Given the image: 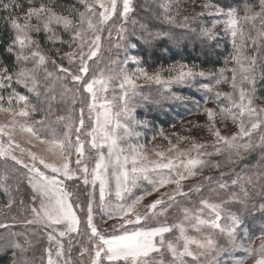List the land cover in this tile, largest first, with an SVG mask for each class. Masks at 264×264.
<instances>
[{
    "label": "snow or ice",
    "instance_id": "snow-or-ice-1",
    "mask_svg": "<svg viewBox=\"0 0 264 264\" xmlns=\"http://www.w3.org/2000/svg\"><path fill=\"white\" fill-rule=\"evenodd\" d=\"M258 3V10L245 4L242 16L235 7L225 8L210 3L202 5L209 10V16L220 18L212 21L211 28L201 27V35L206 41H215L218 34L213 29L222 25L224 33L231 37L232 46L225 65L230 60L233 67L225 66L215 73H206L197 70L195 64L189 66L181 62L150 74L141 66L143 57L130 54V50L138 46L133 40L136 34L135 31L127 32L124 27L135 11L134 0H75L59 10L55 0H40L39 3L37 0H25L26 7L20 0H0V12L5 13L2 18L12 32L5 51L13 57L11 67L0 62V113L8 116L7 122L0 124V158L11 159L27 170V182L33 193L30 211L34 219L26 223H38L50 229L47 231L49 247L44 249L42 264H76L71 255L75 243L73 234L77 237L82 235V220L75 209L82 208V205L73 200L74 194L64 185L65 180L81 179L69 166L73 152L78 171L83 173V184H91L95 189L98 183L99 208L107 219L117 220L119 227L116 231L117 226L114 225L111 235L101 232L94 221V192L89 193L85 228L88 246L80 247L81 260L88 255V264H104L105 261L108 264H247L248 261L264 264V227L258 234L251 233L243 215L224 209V204L237 203L247 210L250 198L248 187L255 186L253 176L237 169L248 163L246 154L250 155L257 149L264 154V106L255 103L258 82H264V0H258ZM159 7L163 21L176 24L172 15V0L161 2ZM175 7L178 10L179 6ZM116 16L121 21L116 28L117 40L122 43L118 42L114 47L118 52L123 51L124 58L111 62L119 69L118 72L112 67L94 72L91 65L100 54L103 32ZM197 16H204V12ZM188 19L184 17V22L178 26L188 28ZM140 29L149 37H140L146 49L153 47L154 40L167 35L160 31L151 33L143 23ZM107 30L111 38L112 29ZM41 33L51 46L47 52L37 38ZM65 47L67 51H64ZM130 63L136 65L132 71L126 68ZM165 71L167 77L163 75ZM229 72L230 78L227 75ZM209 75L214 78V83H201L198 79ZM117 80L119 95L108 99L106 93ZM139 80L163 86L167 95H162V99L173 102L183 103L191 99L174 91L173 85L199 86L198 90L211 94L204 96L202 109L207 118L205 127L212 138L210 143H199L193 139L188 149L181 150L177 144L190 138L178 137L177 144H173L161 129L160 135L168 140L169 147L166 151H155L156 159H149L144 154L143 144L125 146L123 141L140 137L138 127H149V121L138 120L135 114L136 98L141 96L137 91ZM222 84H227L233 91H220ZM83 93L88 94L90 114L95 113L92 127L86 133L90 138L87 143L98 153L91 171L83 160L86 154L85 141L81 139L82 129L85 128L84 108H80L79 126L70 118L57 116L56 123L63 122L65 125L62 134L57 132L50 120L60 101L67 103L70 98L74 106ZM141 98L146 103L153 102L149 96ZM117 99L122 107L121 111L114 112L112 105ZM210 100L215 108L207 107ZM196 103L199 108V102ZM37 115L41 118L34 119ZM228 121L236 131L224 135L217 125L223 123L226 126ZM18 135L23 137L26 145L34 147L38 143L44 146L48 155L38 154L31 147L22 145L17 140ZM209 147L212 151L207 150ZM105 148L107 154L103 151ZM17 151L20 156H17ZM24 156L29 163L21 158ZM214 156L223 159L213 160ZM222 165H231V168L228 172L220 171ZM205 168L219 171L221 179L235 174L231 185L239 187L243 198L233 192L223 203L200 199L195 210L183 208L186 225L158 223L146 226L141 223L148 219L147 212L142 215L138 210L145 197L157 194L158 198L146 206L155 217L157 213L154 210L163 204L165 196L175 201L177 195L190 199L193 193H201L202 183L188 186V191H185L183 182L202 175ZM216 179L215 176L204 177L209 184ZM255 179L257 182L264 180V173H257ZM7 180V173L0 176V187L10 195ZM113 180L114 195L121 201L115 206L106 205L105 200L106 195L112 194ZM141 181L146 182L144 191L139 195L132 194V188L140 186ZM167 186H173L172 195L167 191L161 192ZM228 187L227 183H219L220 189ZM125 194L134 195L130 203ZM257 195L262 196L261 202L258 208L256 204L252 208L264 214V189ZM13 203L10 198L6 206L11 208ZM9 227L0 223V228ZM189 228L203 235L204 239L190 236ZM174 230L179 232L176 240H167L166 234ZM210 233H219L225 245H221ZM193 247L198 251H193ZM9 249L13 256L11 264H29L27 259L21 261L28 251L24 244L12 240L5 250ZM237 252H243V255L236 256ZM165 254L170 259H166Z\"/></svg>",
    "mask_w": 264,
    "mask_h": 264
},
{
    "label": "rangeland",
    "instance_id": "rangeland-1",
    "mask_svg": "<svg viewBox=\"0 0 264 264\" xmlns=\"http://www.w3.org/2000/svg\"><path fill=\"white\" fill-rule=\"evenodd\" d=\"M161 2H167V0H134L135 3V11L131 14L130 19L125 23L124 27L127 32L132 33L135 31V36L133 37V40L135 43H139L144 46L142 40L140 39L141 36L145 37V33H142L140 29V24L145 22H150L147 20V18L144 16H138V12L140 10L145 11L148 13L151 17H153V22L156 23L155 26H158V29H156L155 32L160 31L163 32L164 28L163 26L167 27L165 33L167 35L165 36H173L179 39L180 43H183V39H180L178 34H180L182 31H187L190 34H195L197 36L202 37L200 29L203 26H207L211 28L212 21L214 19H219L220 17L216 16H209L208 9H204L202 7L205 3H210L214 5H219L217 2H214L212 0H172V3L174 5L172 15L175 16L176 24H168L165 23L161 17L162 9L159 7V4ZM175 5H178V10L175 7ZM250 5V4H248ZM254 10L259 9V3L253 5ZM243 8L241 7L240 15L242 16ZM81 10H83L81 8ZM144 12V13H145ZM204 12V16L198 17L197 14ZM188 17V28L180 27L178 25L182 24L184 22V17ZM193 17H197L196 19H193ZM140 19H143L145 22L141 21ZM135 21V23H133ZM35 23V21H34ZM121 21L118 16L114 17L113 21L108 24L105 28V31L103 32V41H102V48L100 51L99 56L96 58V61L92 63L91 67L94 72H97L101 69L107 70L109 67H112L114 71L118 72V68H116L115 65H112V61L120 60L122 61L124 58L123 51H117V49L114 47V45L120 41L117 40V33L116 28L120 25ZM259 26V25H257ZM108 28L112 29V36L109 38L108 36ZM193 29L195 31H193ZM215 33H217L218 38L226 37L229 39L231 44V37L229 35H226L223 31L222 25H217L215 29H213ZM150 32V30H149ZM154 31L151 33H155ZM255 34V33H253ZM66 35V34H65ZM148 36V34H147ZM165 36L160 37L159 39L162 41ZM68 38V37H67ZM149 38V37H148ZM147 39V38H146ZM159 39H156L153 41L157 42ZM136 40H139L137 42ZM122 43V42H120ZM42 49L47 52L45 45L42 46ZM136 49H131L130 54L131 55H137L135 54ZM182 61H177L176 63L172 64H165L158 66V67H151L147 64H145V61L143 59V64L141 65L148 71L150 74L160 70L161 68L167 69L172 65H175L177 63H181ZM184 63V62H182ZM188 64V63H186ZM191 66V64H188ZM227 66L228 68L233 67L232 62L229 60L227 65H223L220 68H223ZM136 65L134 64H128L126 66L128 71L134 70ZM217 70L211 71V70H205L201 68H197V70H203L206 73H215ZM165 77L168 76V73L165 71L163 73ZM229 78L231 77V73H227ZM90 78V77H89ZM201 83H214V78L209 75L205 78H198ZM137 83L140 85V87L137 89V91L141 94V96H138L136 98L135 108H136V118L138 120H147L149 121V127L143 128L138 127L137 131L141 133L139 138L132 137L129 141H123L122 143L127 146L128 144H143L144 148L142 151L144 154L149 157V159H156L155 157V151L157 150H164L166 151L169 147L168 140L164 139L160 135V130H163V133L165 136H167L169 139H171L173 144H177L178 137H189V140L180 141L177 146L181 150H186L190 147L191 140H195L199 143H210L211 137L208 133L207 128L205 127L207 118L203 114L202 109L204 107L203 98L205 95H211L209 93H206L203 90H198L197 88L192 87H186V86H179V85H173V90L177 93L185 96V97H191L186 102L180 103V102H173L170 99H162V95H167L164 93L163 86L156 85V84H149L143 80L137 81ZM118 84L119 81H113V85L110 87L109 91L106 93V96L108 99H112L113 96L119 95L118 90ZM258 82V87H259ZM113 88L116 90L113 91ZM219 90L223 92H232L233 90L227 85L222 84L219 86ZM75 91V89H73ZM258 91V89H257ZM82 92V90H81ZM264 94V93H262ZM82 95H86L84 98V101L82 103V106L84 108V121H85V128L82 129L81 132V139L85 141V157L83 158L84 163H87L89 166V170L91 171L92 168L95 167V161L98 159V153L96 150L91 149L90 144L87 143V141L90 139L86 136V133L91 129L93 121L95 119V113L89 112V109L87 107V104L89 102V97L87 93H83ZM105 95V94H102ZM257 92V99L255 101L257 106H264V96H259ZM6 96V94H5ZM142 96H149L153 102H144L142 100ZM83 97L80 95L79 99H82ZM154 101H160L159 104L155 103ZM199 102V108L197 107V103ZM35 102V100L33 101ZM226 102V101H225ZM61 107L58 111L54 112L50 119H54L55 115L57 116H64L66 118V114L69 115L67 119H71L75 122L76 126H79V120H80V111L77 110V114L75 117H73L71 114L74 113L73 107L70 108L69 112H65L62 108L64 101H60ZM80 107V108H81ZM121 103L117 99L113 105V111L119 112L121 111ZM207 107L215 108L216 105L210 100ZM159 116L160 118H167L169 121V125L164 128L160 123L156 121V117ZM41 117H34V119H40ZM8 120V116L4 113H0V124L6 123ZM56 121V120H55ZM157 122V123H156ZM54 127L56 128L58 133H63L65 131V125L63 122L54 123ZM222 133L224 135H230L234 131H236L235 126L231 123V121H228L226 126L223 123H218L217 125ZM175 133V135H173ZM75 139V134H73V140ZM258 139V137H257ZM17 140L24 145L25 147H31L32 151L37 152L38 154L42 155H48L45 150L44 146L39 145L38 143L32 147L29 145H26L24 143V139L21 136H17ZM6 142V138H5ZM208 151H212V148L209 147L207 149ZM105 154H107V149H103ZM17 156H20V153L17 151ZM248 155V163L246 165H242L241 168H238L237 171H243L246 175H252L253 176V186L248 187V191L250 193V198L248 199L247 203V210H245L244 206L237 203H230V204H224V209L226 212H234L243 215L245 224L249 227L251 233L258 234L259 230L264 227V214H261L259 211L252 208L253 204H256L257 208L259 206V203L261 202L262 196L257 195L258 193L262 192V189H264V180H261L259 182L256 181L255 175L257 173H264V154L260 152L259 149H257L255 152ZM252 157H255V160L252 161ZM24 159L25 163H29V160L26 156L21 157ZM207 158V157H206ZM213 160H222L223 158L220 156H214L212 157ZM76 155L73 152L72 156L70 157L69 166L74 171L77 172V175L81 177V179L76 180H65L64 185L66 189L70 192H72L73 200L80 203L82 205V208H76L75 211L77 215L81 218L82 224H81V233L82 235L77 237L75 234H73V240L75 241L72 251V258L76 262V264H88L89 262V256L85 255L83 257V260H81L79 256L80 247L88 246V233L85 232L86 228V220H87V203L89 200V193L94 192V221L98 228L101 230V232L105 235H111L114 228L113 226L116 225V231L119 230L118 227V221L117 220H111L107 219V217L101 212L99 208V185L97 183L95 189H93V186L91 184L85 186L82 182L83 173L78 171V167L75 163ZM42 168V165H40ZM231 168V165L224 166L222 165L220 171L228 172ZM7 173L8 180H7V186L9 188L10 195L4 191L3 187H0V223L8 224L10 227L8 229L0 228V252H4L6 249L7 244L14 240L13 236L15 238H18V241L21 244H24L26 247H28V252L35 253V255H38L39 264H42V257L45 256L44 249L49 247V242L47 240V231H50V229H46L44 225L34 223V224H27L26 221L34 219V216L32 212L30 211V208L32 206V190L27 182V170L21 167L20 165H16L14 161L11 159H4L0 158V176ZM205 176H215L217 179L211 184H209L208 181L204 180ZM235 178V174L225 176L223 179L220 178L219 171L212 169V168H205L203 170V174L199 175L193 179H189L187 181H184L185 184V191H188V186L194 185L196 183H202L203 184V190L201 193L196 194L193 193L191 195V198H185L181 196H176L175 201L169 200L168 196L164 197V202L162 205H158L157 208L154 210L157 215L153 217L151 215V212L148 211L146 206L148 204H151L155 199L158 198L157 194H153L152 196H147L144 198V200L141 202V204L138 206V210L143 215L145 212L148 213V219L146 221H141L142 224H146V226H156L158 223H167L169 225H177V224H187V222L184 220V212L183 208H189L192 210H195L199 207V200L203 198H207L215 203H223L224 201L229 200L231 194L233 192L238 193L241 198H243V193L240 192V189L238 186H232L231 180ZM61 179H63L61 177ZM224 182L229 185L227 189H220L219 183ZM146 185V182L141 181L140 186L136 188H132L131 193L135 195H139L144 191V187ZM113 191L112 194L106 195V205H112L115 206L118 203H121V201L117 200V198L114 195V188H115V182L113 180ZM167 191L169 195L173 194V186H167L165 189H161V192ZM127 198V202L130 203L131 199L134 198V195L131 194H125ZM131 197V198H128ZM12 199L14 203L12 204L11 208L7 207L8 200ZM23 202V203H22ZM166 210V211H165ZM163 213V214H161ZM206 214V213H205ZM210 232V230H206ZM20 233L22 235H13ZM188 234L190 236H193L197 239H204V236L196 233L191 228L188 229ZM213 235L214 239H217L221 245H225L224 239L219 235V233H210ZM179 235L178 230H174L172 233L166 234L167 240L175 241L177 236ZM3 242V243H2ZM65 245L67 247V240L64 241ZM41 249V250H40ZM40 250V251H38ZM193 251H198L193 247ZM236 256H242L243 252H237L235 253ZM26 257V256H25ZM40 257V258H39ZM166 259H170V257L165 254ZM22 259V258H21ZM24 259V258H23ZM23 261V260H21ZM29 264H38V262H35L33 259L27 260ZM104 264H108L107 261L104 262ZM247 264H251V261H248Z\"/></svg>",
    "mask_w": 264,
    "mask_h": 264
},
{
    "label": "trees",
    "instance_id": "trees-1",
    "mask_svg": "<svg viewBox=\"0 0 264 264\" xmlns=\"http://www.w3.org/2000/svg\"><path fill=\"white\" fill-rule=\"evenodd\" d=\"M193 1V0H189ZM214 2H217L220 4L222 7H235L240 9L241 7H244L245 4H250V5H255L258 3V0H212ZM22 4H25V0H20ZM40 0H37V3H39ZM46 2V0H45ZM75 0H55L57 9L59 10L61 6H66L68 4L74 3ZM26 7V4H25ZM145 11L140 10L138 12V16L146 17L147 20L150 22H145L143 19H140L141 21L145 22V24L148 27V31L150 32H155L156 29H158V26H155L156 23L153 22V17H151L148 13H144ZM5 15V13L0 12V62H3L5 64H8L9 67L12 66L13 63V57L8 54L5 51V48L9 44L11 37H12V32L6 23V21L2 18ZM163 30L166 31L165 26H163ZM163 31V32H164ZM34 36L36 34H33ZM144 38H148L147 33H145ZM180 39H183V43L179 42V39L173 36H165L163 40L161 41L160 39L157 42H154L153 47L151 49H146L145 46L141 45L139 43V46H137L135 50V54H138L139 56L143 57L145 64L151 66V67H158L165 64H172L176 63L177 61H182L184 63L188 64H195L198 66V68L205 69V70H217L218 68L222 67L225 64V60L229 57V54L232 52V46L230 44V41L228 38L223 37V38H216L215 41H206L203 39V37L197 36L195 34H190L189 32L182 31L180 34H178ZM41 45L46 47V50L51 47L48 45L43 37V33H41L37 37ZM65 39H67V35H65ZM139 42V40H136ZM138 45V44H137ZM217 45H220V47H217ZM67 47L64 48V51H67ZM65 64H67V61H64ZM259 87H258V93L264 96V82H259ZM23 91V89H21ZM7 95V93H5ZM261 95H259L261 97ZM83 98L77 100V103L73 106L70 102H64L62 108L65 112H69L70 108L73 107L74 113L71 115L73 117L76 116L77 110L80 111V107L82 106V103L84 101V98L86 95H81ZM82 101V102H81ZM61 107V103H58L54 110L53 113L58 111ZM66 119L69 117L68 114H66ZM40 115H37L35 117H39ZM53 116V115H52ZM52 118V117H51ZM56 115L54 119H50L52 122L56 123ZM156 121L160 123L164 128H166L169 125V121L167 118H160L159 116L156 117ZM156 122V123H157ZM64 124V123H63ZM255 160V157H252L253 162ZM14 240H18V238H15L13 236ZM3 243V242H2ZM41 250V249H40ZM38 250V251H40ZM32 250L31 252H26L24 254V259H33L35 262H38L39 260L38 255H35V253ZM26 256V257H25ZM23 258L21 260H23ZM40 258V257H39ZM13 259L12 256V251L5 250L4 252H0V264H11ZM42 259H40L41 261Z\"/></svg>",
    "mask_w": 264,
    "mask_h": 264
}]
</instances>
